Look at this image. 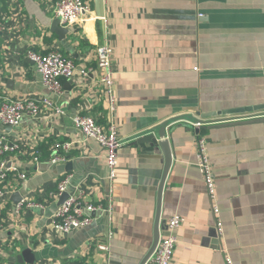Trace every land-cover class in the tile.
<instances>
[{"label":"crops","instance_id":"obj_1","mask_svg":"<svg viewBox=\"0 0 264 264\" xmlns=\"http://www.w3.org/2000/svg\"><path fill=\"white\" fill-rule=\"evenodd\" d=\"M56 1L0 0V93L49 99L64 112L42 109L18 127L0 123V141L20 148L4 159L28 176L9 174L2 184L0 264H19L10 258L27 248L34 264H141L157 220L162 233L174 215L184 221L171 264H226L225 255L232 264H264V124L193 126L208 119L204 114L264 104V0H85L91 14L65 28L61 40L50 31ZM104 38L113 67L112 120L123 143L113 211L63 235L52 228L57 181L70 175L68 191L83 187L92 202H102L107 191L105 152L72 123L77 114L109 123L96 58ZM54 49L75 65L73 77L61 81L60 96L42 85L28 59L30 52ZM163 127L171 164L159 196L165 157L137 139ZM199 135L215 176L221 234L196 167ZM65 142L73 144L66 163L49 164L52 147ZM14 193L42 208L25 206L15 214ZM97 241L108 243L107 253Z\"/></svg>","mask_w":264,"mask_h":264},{"label":"built area","instance_id":"obj_2","mask_svg":"<svg viewBox=\"0 0 264 264\" xmlns=\"http://www.w3.org/2000/svg\"><path fill=\"white\" fill-rule=\"evenodd\" d=\"M53 15L59 21V25L68 28L79 24L85 15L91 14L89 5L85 0H57L53 7ZM5 30V24L0 19V34ZM97 69L100 71L99 83L103 86L104 92L109 103V123L106 126L98 124L89 115L77 114L73 117L72 123L84 140L96 142L105 152L107 169V191L102 202H92L86 198V191L83 187H76L73 192L68 191L70 175L59 179L55 185L54 195L61 196L67 193L68 197L56 208L52 217L53 231L63 235L71 231L79 230L91 225L97 215L106 214L108 217L113 211V190L117 173V158L122 141L117 133L116 126L112 120L115 110V97L113 92V67L111 60V48L106 38L101 45L96 48ZM28 59L33 62L37 73L40 75L42 85L56 96H60L62 91V79H71L75 72V65L71 58L63 55L56 49L46 54L30 52ZM82 71V76H87L88 72ZM42 109H47L56 114L62 115L64 112L55 106L49 99L20 98L10 99L0 93V123L10 127L21 125L25 117L31 119L37 117ZM264 111L259 112V114ZM258 114V113H256ZM254 114H245L242 117L250 118ZM219 118H208L205 121L193 123L197 129L202 125L215 122ZM72 143L65 142L56 144L55 148L47 157L49 164L66 163L65 153L72 148ZM19 146L10 144L2 137L0 141V202L5 201L7 192L2 184L6 181L9 174L17 175L20 180H26L27 174L21 172L17 165L9 164L5 159V154L19 151ZM196 167L200 173L206 187L207 196L211 202L210 211L215 221V227L221 234L222 224L220 210L216 192L215 176L210 163L207 141L204 136L199 135L196 140ZM39 153L35 154L33 160L38 162ZM42 208L38 203H25L20 201L14 206L15 214H18L22 207ZM184 219L179 215L172 216L166 225L165 230L159 234V239L153 253L144 264H171L175 247L177 244L176 231L183 223ZM2 225L0 224V230ZM112 233L108 234V240ZM97 249L107 253L109 245L106 242L96 243ZM226 264H232L231 260L225 255Z\"/></svg>","mask_w":264,"mask_h":264},{"label":"water","instance_id":"obj_3","mask_svg":"<svg viewBox=\"0 0 264 264\" xmlns=\"http://www.w3.org/2000/svg\"><path fill=\"white\" fill-rule=\"evenodd\" d=\"M99 3H100V0H99ZM50 31L51 33L57 35L60 40L63 39L64 36L67 34V29L61 27L57 19H54L52 21ZM262 111H264V104L248 106V107H241V108H236V109H227V110L218 111L215 113L204 114L201 117L219 118V119L215 120V122L213 123L202 125L201 129H218V128H228V127L242 126V125L264 124V113L259 114V112H262ZM245 114H254V115H252V117L250 118L242 117ZM164 137H165V130L163 127L159 129L156 135H154L153 133H149L137 139L139 143H148L153 148L159 147L165 157V166H164V171H163V175L161 179V184L159 187V196L161 194V190L164 185L165 177L167 175V172L171 164L170 149L168 147L167 142L163 140ZM13 196L16 197L14 204H17L18 202L22 200V197L19 193H14ZM67 197H68L67 193H63L60 196V200L58 204L60 205ZM159 234H160L159 233V221L157 220L152 247L147 253L146 257L142 260L141 264H144L146 260L149 258V256L153 253L157 245L158 239H159ZM32 254L33 253L30 249L28 248L23 249L19 254L10 258V260H12L13 263L34 264L35 260Z\"/></svg>","mask_w":264,"mask_h":264},{"label":"trees","instance_id":"obj_4","mask_svg":"<svg viewBox=\"0 0 264 264\" xmlns=\"http://www.w3.org/2000/svg\"><path fill=\"white\" fill-rule=\"evenodd\" d=\"M98 123V122H97ZM55 148V145L52 147V149H51V151L50 152H52V150Z\"/></svg>","mask_w":264,"mask_h":264}]
</instances>
